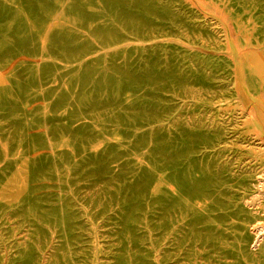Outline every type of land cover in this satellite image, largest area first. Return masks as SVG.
Wrapping results in <instances>:
<instances>
[{"label": "rangeland", "instance_id": "1", "mask_svg": "<svg viewBox=\"0 0 264 264\" xmlns=\"http://www.w3.org/2000/svg\"><path fill=\"white\" fill-rule=\"evenodd\" d=\"M263 70L264 0H0V264H264Z\"/></svg>", "mask_w": 264, "mask_h": 264}, {"label": "bare ground", "instance_id": "2", "mask_svg": "<svg viewBox=\"0 0 264 264\" xmlns=\"http://www.w3.org/2000/svg\"><path fill=\"white\" fill-rule=\"evenodd\" d=\"M250 57V56H249ZM260 59V58H259ZM248 60V59H247ZM250 60V59H249ZM262 60V59H261ZM259 61V60H258ZM250 63V62H249ZM259 63V62H258ZM246 64V63H245ZM260 64H262V63H260ZM253 65V64H252ZM263 65V64H262ZM246 66V65H245ZM247 66H250V65H247ZM260 66V65H259ZM253 67H255V66H253ZM257 67V66H256ZM255 67V68H256ZM248 68H250V67H248ZM252 70V69H251ZM255 70V69H254ZM249 71V70H248ZM264 71V70H263ZM252 72H254V71H252ZM247 73V72H246ZM249 73H251V71L249 72ZM255 73H257V72H255ZM253 74V73H252ZM258 75V74H257ZM256 75V76H257ZM259 76V75H258ZM248 77V76H247ZM260 77V76H259ZM249 79H251V78H249ZM263 140V139H262Z\"/></svg>", "mask_w": 264, "mask_h": 264}]
</instances>
